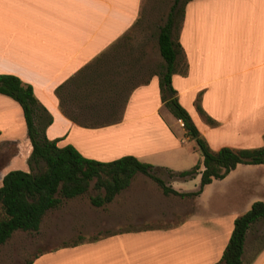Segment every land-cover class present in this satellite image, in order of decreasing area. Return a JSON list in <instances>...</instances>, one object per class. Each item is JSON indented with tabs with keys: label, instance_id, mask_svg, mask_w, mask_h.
Segmentation results:
<instances>
[{
	"label": "crops",
	"instance_id": "1",
	"mask_svg": "<svg viewBox=\"0 0 264 264\" xmlns=\"http://www.w3.org/2000/svg\"><path fill=\"white\" fill-rule=\"evenodd\" d=\"M141 8L142 0H0V75L14 76L32 88L52 119L46 137L57 140L59 147L70 145L84 158L99 162L132 156L159 170L182 172L194 164L198 152L184 149L191 139L182 122L176 120L178 135L162 115L161 110L170 112L161 102L158 74L131 89L120 115L110 123L98 124L115 115L116 104L105 102L100 110L86 92L88 71L127 37ZM173 36L181 54L171 86L209 148L263 147L264 0H191ZM72 86L84 94H70L65 100L63 93ZM31 149L21 107L0 94V187L8 172H29ZM198 164L203 170L200 159ZM189 181L176 178L168 186L190 193ZM132 187L101 207L100 220L86 228L85 210H77L76 216L58 212L52 228H46L48 239L63 235L58 224L64 226L66 216L74 227L68 237L76 233L79 241L40 249L28 262L216 264L235 218L264 201V164H239L223 179L213 180L194 198L211 200L197 217L184 213L169 224L163 222L165 214H146L166 196L156 200ZM50 212L35 234L45 230ZM169 216L173 218L171 208ZM241 261L264 264V220L248 229Z\"/></svg>",
	"mask_w": 264,
	"mask_h": 264
},
{
	"label": "trees",
	"instance_id": "2",
	"mask_svg": "<svg viewBox=\"0 0 264 264\" xmlns=\"http://www.w3.org/2000/svg\"><path fill=\"white\" fill-rule=\"evenodd\" d=\"M189 1L191 0H184L179 8L180 0H175L165 24L159 29L157 45L164 63L158 73V85L161 102L176 120L182 122L185 135L196 142L203 159V170L197 164L187 171L166 172L180 180H192L200 175L198 188L194 192L178 193L155 176L154 170H159L158 168L141 163L132 156L99 162L84 158L70 145L59 147L57 140L46 137L45 131L52 119L35 99L32 88L23 85L14 76L0 75V94L10 97L21 107L32 147L27 161L29 172L10 171L2 179L0 247L16 232L37 233L46 213L59 209L64 202L87 194L92 183L97 193L89 197V203L95 208L110 203L117 194L129 187L137 174L152 179L164 196L194 199L200 195L204 186L213 180L223 179L237 165L264 164V146L256 149L221 148L212 151L176 98L171 77L181 54V47L177 37L173 36V30L177 26L176 17L182 19L184 6ZM179 25L180 23L178 27ZM208 121L211 122L210 119ZM261 220H264V201L253 203L247 212L235 218L228 243L216 264H242L246 233L251 225Z\"/></svg>",
	"mask_w": 264,
	"mask_h": 264
},
{
	"label": "rangeland",
	"instance_id": "3",
	"mask_svg": "<svg viewBox=\"0 0 264 264\" xmlns=\"http://www.w3.org/2000/svg\"><path fill=\"white\" fill-rule=\"evenodd\" d=\"M174 1L175 0H142L140 18L134 25V28L130 31V33H128L124 40L106 52L102 60L92 65L88 71L87 88L89 89L86 92L88 93L90 91L91 101L97 103L98 109L100 110L106 108V106H103V103L105 102L109 103L112 101L116 104L114 107L115 115H109L102 118L98 124L110 123V121L118 118L122 104L131 89L147 81L151 75L158 74L160 72L164 61L159 53L157 36L159 29L167 20ZM183 1L184 0H180L178 5L179 8L181 7ZM180 21L181 20L177 16V26H175L173 32L177 33L178 28L176 27H178V23H180ZM82 92L83 91L75 90L72 86L63 93V97L66 100L70 94L73 95L76 93L83 95L84 93ZM161 113L165 116L167 122L172 125V129L179 135L181 133V129L176 125V119L172 117L170 113H166L165 109L161 110ZM183 146L185 150L187 149V151L196 149L198 152V159L194 161V164H191L188 168L183 170L187 171L197 165L199 163V159L202 161V157L199 154L198 147L194 140L191 139L190 141H185ZM154 174L160 178L166 186L170 184L172 186L173 179H176L163 170H154ZM199 179V177H196L194 180L189 181L186 185V189H192L193 192V190L197 188ZM133 182L134 180L131 182L129 188L132 187ZM92 185L93 183L91 184L87 194L69 202H64L65 207L51 211L45 217L44 231H41L39 234L16 232L13 238L1 247L0 264H26L31 259V256L40 249L48 248L50 246L52 247L55 244H70L79 241L76 233L72 237H68L69 229L74 227L73 224H70V221L68 220L69 217L66 216L62 217V219L65 220L64 226L62 224H58V227L65 230V232L57 240H49V235L45 231H47L49 227L52 228L50 222H52L54 218H59L58 212L70 213L71 215L74 214V216H76L77 210H85L86 217L84 218L87 219L84 220V227L92 224V222L95 223L96 220H100L101 209L92 207L89 203V197L96 195L97 193L93 189ZM140 188L146 190L155 198H161L160 194L162 193L160 188L147 176L136 175L135 182L131 190H139ZM127 194H130L131 197L134 195L132 193ZM210 201L209 197L199 199L195 202L193 198H180L170 195L166 196L164 201H155V205L150 207L146 211V214H151L153 217L154 215L165 214L163 222L169 224L176 221V219L182 218L184 213H191L189 216L191 215V217H197V215L202 211V208ZM170 208L172 209L173 214L172 219L169 216ZM132 213L134 212L132 211ZM135 213L137 214L139 212ZM102 215H104V213ZM145 216L146 215L143 217ZM58 223H60V221H58Z\"/></svg>",
	"mask_w": 264,
	"mask_h": 264
}]
</instances>
